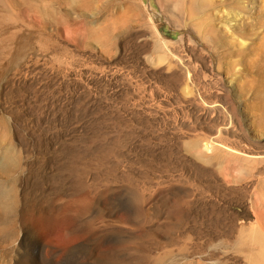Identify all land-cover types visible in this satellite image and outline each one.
<instances>
[{
    "label": "rangeland",
    "instance_id": "374dc122",
    "mask_svg": "<svg viewBox=\"0 0 264 264\" xmlns=\"http://www.w3.org/2000/svg\"><path fill=\"white\" fill-rule=\"evenodd\" d=\"M19 3L0 264H264V0H66L48 26Z\"/></svg>",
    "mask_w": 264,
    "mask_h": 264
},
{
    "label": "bare ground",
    "instance_id": "6f19581e",
    "mask_svg": "<svg viewBox=\"0 0 264 264\" xmlns=\"http://www.w3.org/2000/svg\"><path fill=\"white\" fill-rule=\"evenodd\" d=\"M15 1L16 0H12L11 1V4H10V6H8V5H6V3L5 2H2L1 0H0V13L1 14H3V12H11V11H15V5H17L18 3H16L15 4ZM24 2H25V5H26V7L24 6L23 8L24 9H22V13H23V10H24V16L26 17H28V15H29V17L30 18H32V16L33 15H35V17L36 18H38L37 16H42V17H45V18H47V19H45L44 18V23H42V24H44V25H46V26H48L49 24L51 25V21H50V19H49V17L50 18H52L53 20H55L56 21V23H57V25H59V24H65V23H68L69 22V20H68V18H66V15L65 14H62V10H64V8H63V6L65 5V4H63V2L65 1L66 2V0H23ZM84 1V0H83ZM23 2V3H24ZM5 3V4H4ZM8 3H10V1H8ZM22 3V4H23ZM70 2L68 1V4H69ZM21 3H19V5H20ZM21 4V5H22ZM21 7V6H20ZM20 7L18 8H16L17 10H18V13H19V11L21 10L20 9ZM17 12V11H16ZM7 14L8 13H6V16H7ZM28 14V15H27ZM9 16V15H8ZM11 16V15H10ZM16 16H19V15H16ZM22 16H23V14H22ZM21 17V16H20ZM34 18V17H33ZM26 19V18H25ZM49 19V20H48ZM67 19V20H66ZM24 20V19H23ZM53 22V21H52ZM54 23V22H53ZM55 24V23H54ZM53 24V25H54ZM38 26V25H37ZM42 26V25H41ZM39 27V28H41V29H43L42 27ZM56 26V25H55ZM44 27V26H43ZM54 27V26H53ZM43 35V34H42ZM14 40V39H13ZM45 40V39H44ZM1 46V45H0ZM4 47V46H3ZM9 47V46H8ZM182 62V61H181ZM182 64H183V66L184 67H186V69H187V66L182 62ZM190 72V71H189ZM188 72V73H189ZM190 79V78H189ZM221 133H222V131H219L218 132V134L215 136V137H213V138H210L209 140H207L206 142H205V145H204V148H205V150L206 151H208V152H212L216 147H221V146H224V145H222L221 143H220V136H221ZM198 142L199 141H196L195 143H194V145H192V146H198ZM195 156H197V157H201V155L200 154H196ZM254 168V167H253ZM236 229V228H235ZM178 241V240H177ZM179 243V242H178ZM247 247V246H246ZM32 249H34V251H32V254L30 255V257H29V259L31 258V259H38V260H41L40 258H39V256H40V254H39V252H40V249L42 248V242L37 238V239H35V241H33V244H32V247H31ZM249 250H251L250 248H249ZM257 250V249H256ZM254 251V250H253ZM246 252H247V250H246ZM27 262V261H26ZM27 264V263H26ZM42 264H49V263H42Z\"/></svg>",
    "mask_w": 264,
    "mask_h": 264
}]
</instances>
